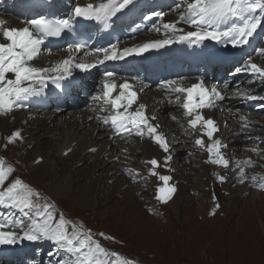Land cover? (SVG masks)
I'll return each instance as SVG.
<instances>
[{"label":"snow or ice","instance_id":"6c2138e0","mask_svg":"<svg viewBox=\"0 0 264 264\" xmlns=\"http://www.w3.org/2000/svg\"><path fill=\"white\" fill-rule=\"evenodd\" d=\"M134 3L135 0H99L98 3L88 2L84 5L77 3L62 18L54 15L50 17L37 11L33 18L21 21L23 27L11 26L9 21L0 18V118L14 122L13 114L31 107L36 98L46 94L50 84L66 90L71 86L76 70L87 73L107 62L121 61L130 55H143L175 43L203 44L205 41H214L234 49L243 48L250 43L258 29L264 26V0H180L183 10L179 11L178 19L152 28V31L162 33V39L123 49L118 44H112L110 47L92 50L88 49L86 43H76L63 49L67 53L65 58L49 62L46 66L38 63L45 54L51 55L47 43L51 39L74 33L79 20L107 25ZM153 16L163 21V13H153ZM181 24L191 30L180 27ZM259 54L264 55V48L259 49ZM89 57L92 59L89 60ZM235 72L251 76L254 84L264 81V66L253 62L251 58L236 68ZM102 75L99 93L94 98L98 103L90 109L93 115L88 117L89 121L95 120L110 133L111 144H117L119 140L130 144L135 137L140 143L149 141L162 152V162L155 157L143 161L147 175L131 167L122 168V172L133 183L156 177L160 183L155 189L154 199L160 204H168L178 188L175 183H171L172 175L161 174L157 169L175 172L171 164L173 141H180L175 137L170 139L161 130L155 112L150 114L148 105L140 101L141 94L150 85L139 80L133 84L126 78L117 82V73L111 70H105ZM159 87L166 95L167 103L179 105L186 123H181L175 115L171 118L178 124L182 135L191 140L192 147L201 154L206 153L204 163L231 171L235 173L238 183H250L252 187L264 191V182L257 184V176L247 172V169L258 167L252 156L264 159V146L246 148L251 156L230 160L224 152L227 144L216 136L220 131L219 124L206 115V111L223 110V102L233 98L225 94L228 85H224L223 89L216 84L209 86L204 77H197L196 82L190 85L182 80H166ZM235 97L247 101H264V95L254 94L251 90L237 89ZM238 123L239 131L234 134L251 139L248 133L252 123L248 118L241 115ZM26 143L22 130L15 129L4 137V144L0 147L6 150L9 145ZM71 151L69 148L64 155L67 156ZM88 151L96 153L98 149L90 147ZM130 158L129 148L119 147L113 161L126 165ZM41 160L37 158L34 163L40 164ZM15 172V167L0 157V208L21 214L19 219L0 216V246H14L24 241H47L56 249L51 255L59 257L57 264H112L109 259L111 257L118 264H136L106 249L82 222L77 223L66 218L63 212L58 213L51 197L19 176H14ZM213 175L222 184L227 181L226 175L215 172ZM260 180L264 181V177H260ZM216 208H219V204H216ZM99 236L113 239L104 233H99Z\"/></svg>","mask_w":264,"mask_h":264},{"label":"rangeland","instance_id":"374dc122","mask_svg":"<svg viewBox=\"0 0 264 264\" xmlns=\"http://www.w3.org/2000/svg\"><path fill=\"white\" fill-rule=\"evenodd\" d=\"M249 77L251 76H246V79ZM233 117H236L235 113L230 115V122ZM260 125L262 124L258 126ZM0 134L1 145L9 133L0 130ZM18 148L19 145H9L6 150L2 148L0 151L5 158L16 164L17 170L13 175H20L41 193L51 197L41 186L39 179L34 176L35 173L26 168L24 163L17 161ZM183 149L176 152L177 161L174 165L183 166L179 172L188 177L189 185L184 195L186 200H183L184 204L177 213L168 207V204L157 203L155 212L146 209L153 202L151 196L152 192L155 193L154 186L160 183L156 177H154L156 182L150 179L138 182L142 191L135 192L132 201L118 194V188H114L111 180L102 185L97 203L99 206H108L110 210L117 208V221L112 216L104 218L95 209L79 206L66 197L64 199L51 197L52 201L66 218L77 223L82 222L87 229L115 237L119 241V244L115 245L118 250L146 264H264V209L254 211L250 203L245 201L250 198V192L243 193L244 186L234 188L233 183L230 184L232 186L228 192L216 186L219 198L218 201H211V185L214 183L212 176L209 179L195 177L200 175L199 169L196 167H192L194 170L191 169L189 160L184 164V159L190 155L184 146ZM232 151L236 152L237 149ZM97 153L98 151L92 154ZM87 155L79 163L75 160L68 163L63 159H58V163L61 166L67 164L66 167H70L76 177L88 174L94 171L95 158H87ZM251 155L249 153V156ZM252 159L258 167L247 170L250 171V175L258 174L256 176L259 184L264 182L260 180V177H264V170L259 169L264 168V159L255 156H252ZM92 174L100 180L106 177L107 170L105 167L100 168ZM162 174L169 173L164 169ZM201 180L208 182L204 197ZM261 193L264 194L263 191ZM228 198H232L231 203ZM216 204H219V208H216Z\"/></svg>","mask_w":264,"mask_h":264},{"label":"bare ground","instance_id":"6f19581e","mask_svg":"<svg viewBox=\"0 0 264 264\" xmlns=\"http://www.w3.org/2000/svg\"><path fill=\"white\" fill-rule=\"evenodd\" d=\"M0 5L10 16L13 11L20 12L25 7L26 1L0 0ZM66 6V0H57L53 5V7L57 8L59 12L66 10ZM0 18L8 19L9 17L0 15ZM9 23L11 26L15 27L24 26L16 17H10ZM181 27H184L186 30L189 29L183 24ZM263 39L264 34H261L257 39V44L252 47L254 52H256L258 47L264 48V42H262ZM60 54L62 57H66L67 55V53L63 52ZM58 58L55 54H51L49 56H44L43 59L38 61V63L42 66H46L49 62L54 63L58 61ZM250 58L253 62L264 66V59L254 58L253 55ZM231 69L234 68L232 67ZM232 72H235V69ZM251 79L252 77L246 79V77L243 78V76L236 77L231 75V83H238L240 81V84H244L247 89L252 87L250 90L253 91L255 84L250 83ZM263 85L264 82L261 83L259 90L255 91L254 94L260 95L261 93L264 95V91L261 92L263 90ZM158 98H160V95L157 92L149 91L145 93L140 101L148 105V111L150 114L155 112L158 116V122L162 124L161 130L164 131L170 139L175 137L180 141L179 143H175V141H173V154H175V156L176 152L184 150L183 146L188 151V154L193 153L194 151L191 148V143L188 141L189 138H183L178 124L173 121L171 117L175 115L181 123H186V121L180 119V113L174 104L162 103L161 101H157ZM258 102H261V100L254 101L253 103L256 106L257 111L261 108V103ZM157 108H159V110H156ZM239 109L240 105H238V100H236L230 106L223 105V112H217L214 115L212 113L209 114L210 117L218 120L220 124H226V127L223 128L219 137H223L224 141L229 144V151L237 149L236 152L231 151L233 153L232 155L243 154L246 147L252 146L248 140L256 141L257 138L262 139L264 136V115L249 113L245 109L239 111ZM234 113L236 114V117H233L230 122V115ZM13 115L15 116L14 122H10L7 118H0V130L6 134H10L15 129L22 130L27 143L19 145L17 161L24 163L26 168L35 173L34 176L39 179L41 186L53 199H64L66 197L79 206L95 209L104 218L112 216L117 221L118 210L117 208L110 210L108 206H99L97 203V198L98 195L100 196L102 185L108 180H111L114 188H118V194L127 199H131L128 201H132L134 200L133 198H135L133 194H135V192L139 193L142 189L140 185L133 183L128 176L123 174L122 168L131 167L139 169L147 175L146 170H144L145 165L143 164V161L153 157H163L162 152L158 150L156 146H152L149 141L140 143L137 138H132L133 142L130 144H125L123 140H119L117 144H111V141L109 140V133L105 129L101 128L95 120L89 121L88 117L93 115V113L83 107L76 110L66 108L45 110L43 112L34 111L27 113L22 111L14 113ZM241 115H249L251 119L253 125L252 129L248 133L251 139L234 134L239 131V123L237 119L238 116ZM258 122L262 125L258 126ZM110 144L111 150L109 151ZM90 147H96L98 149V153L93 155L88 151ZM119 147L129 148L131 158L127 161L126 165L117 164L113 161V157L117 155ZM69 148H71L72 151L65 156L64 152ZM87 154H90V156ZM86 155L87 158H95L94 171H91L88 174H82L76 177V175H74L70 170V167H66L67 164L61 166L58 163V159L67 160L68 163L75 160L76 163H79L86 158ZM39 157L42 158L41 163L35 164L34 160ZM121 159L123 160V155H121ZM202 159V157H198L193 154L184 159V164H186L187 160H189L191 169H195L192 167L199 169L200 175L195 177H200V179H209L211 178V172L215 168L211 165L203 164ZM176 161L177 159L175 158L173 161V166L176 169L174 178L178 181L179 189L174 199L168 203L167 206L177 213L181 209V205L184 204L183 200H186L184 195H186L189 179L187 176L182 175V172H179L183 166H178V164L174 165ZM104 167L107 170L106 177L100 180L96 179L92 173ZM148 167L151 166L149 165ZM187 167L188 166L186 165V168ZM162 169L163 168H158L157 171ZM220 170L223 175H226L227 177L231 176V179L223 186V188L227 191L228 186L233 182L232 175H235V173L222 168ZM149 179L156 182V178L154 177H150ZM200 185L202 189V196L204 197L206 191L205 188L206 185L208 186V182L206 183L201 180ZM156 187L157 186H154V190ZM244 188L243 193L245 191L250 192V198L245 200L247 203H250V207L256 212L258 211L257 209H264V194L259 193L260 190H258L259 192H255L247 189V185H245ZM228 199L231 203L232 198ZM248 211H250V209Z\"/></svg>","mask_w":264,"mask_h":264}]
</instances>
